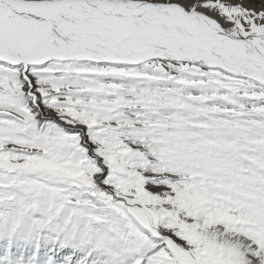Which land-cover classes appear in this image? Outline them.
I'll use <instances>...</instances> for the list:
<instances>
[{
  "label": "snow or ice",
  "instance_id": "snow-or-ice-1",
  "mask_svg": "<svg viewBox=\"0 0 264 264\" xmlns=\"http://www.w3.org/2000/svg\"><path fill=\"white\" fill-rule=\"evenodd\" d=\"M0 264H264V0H0Z\"/></svg>",
  "mask_w": 264,
  "mask_h": 264
}]
</instances>
